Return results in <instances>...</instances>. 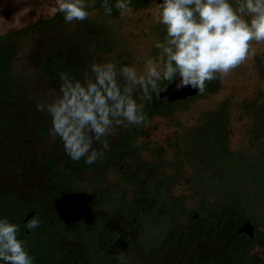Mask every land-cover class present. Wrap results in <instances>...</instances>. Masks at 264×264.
I'll list each match as a JSON object with an SVG mask.
<instances>
[{
  "label": "flooded vegetation",
  "instance_id": "obj_1",
  "mask_svg": "<svg viewBox=\"0 0 264 264\" xmlns=\"http://www.w3.org/2000/svg\"><path fill=\"white\" fill-rule=\"evenodd\" d=\"M98 1L92 7L105 14ZM154 1L162 2L132 0L131 11L147 9ZM109 2L115 5L116 0ZM120 13L116 9L111 16ZM84 29L86 36L101 42V51L107 50V26ZM164 31L157 24V40H164ZM76 64L79 76L70 79L83 82L91 66ZM12 116L6 119L13 122ZM144 125L119 127L115 135L102 138L107 149L94 142L104 155L91 165L83 158L73 161L53 135L47 146H22L18 160L0 162V218L19 225L18 238L26 241L34 264H120L118 254L125 255L127 264H264V223L255 227L251 222L252 234L239 231L249 222H240L239 212L200 210L201 203L211 206L215 201L210 194L200 193L195 206L188 207L184 196L172 191L182 165L177 163L175 173L168 174L163 164L142 156L146 151L160 156L164 150L140 140L146 135ZM40 130L44 137L50 134ZM198 169L192 176L196 184ZM33 218L40 225L29 230L25 226ZM225 230H234V236L229 239Z\"/></svg>",
  "mask_w": 264,
  "mask_h": 264
},
{
  "label": "rangeland",
  "instance_id": "obj_2",
  "mask_svg": "<svg viewBox=\"0 0 264 264\" xmlns=\"http://www.w3.org/2000/svg\"><path fill=\"white\" fill-rule=\"evenodd\" d=\"M87 2L89 17L84 21L38 26L39 21H48L55 14L57 0H0V35L6 36L2 41L13 53L10 74L17 87L13 97L3 94L6 100L0 105V131L5 133L0 142V162L18 160L22 146L43 148L52 142V135L44 137L40 130L50 131L51 116L46 109L39 111L38 106L54 102L62 83L51 81L40 70V56L48 52L53 41H59L60 52L68 61H85L90 66L93 62L113 61L118 67L135 66L142 71L146 58L159 62L160 51L154 46L158 1L144 10L120 13L118 18L99 13L92 7L94 0ZM86 26L108 27L106 51L100 50V41L85 35ZM252 47L255 55L220 78V87L215 93L187 100L171 114L153 116L144 125L146 135L140 140L148 142L152 149L161 146L164 150L160 156L152 155L151 151L142 156L163 164L168 174L175 173L177 163L182 165V174L172 191L183 195L188 207L195 206L202 192L200 184L192 181L199 166L190 164L192 149L186 148L184 137L186 132L202 124L206 111L215 110L227 100L230 105L228 147L233 152L256 154L249 139L254 119L245 112L244 106L255 99L264 101V43L253 42ZM11 114H14L13 122L6 119Z\"/></svg>",
  "mask_w": 264,
  "mask_h": 264
},
{
  "label": "clouds",
  "instance_id": "obj_3",
  "mask_svg": "<svg viewBox=\"0 0 264 264\" xmlns=\"http://www.w3.org/2000/svg\"><path fill=\"white\" fill-rule=\"evenodd\" d=\"M132 0H116L121 13L131 10ZM106 15H111L109 0H103ZM87 0H57L56 11L66 22L89 17ZM155 23L165 27L163 41L157 40L159 62L148 57L144 68L117 66L116 62H93L90 73L80 82L60 74L59 95L51 104L40 105L51 116L50 134L58 136L65 153L89 165L104 152L93 147L107 140L119 127L144 125L148 116L145 102L159 96L161 85L174 83L181 91L192 88L203 94L206 84L228 76L255 52L253 42L264 43V0H162L157 4ZM137 93L140 95L137 97ZM40 221L33 218L26 228L33 230ZM19 225L0 218V261L4 264H34L26 241L18 238ZM120 264H127L118 254Z\"/></svg>",
  "mask_w": 264,
  "mask_h": 264
},
{
  "label": "trees",
  "instance_id": "obj_4",
  "mask_svg": "<svg viewBox=\"0 0 264 264\" xmlns=\"http://www.w3.org/2000/svg\"><path fill=\"white\" fill-rule=\"evenodd\" d=\"M103 0L97 6L104 11ZM112 12L116 9L112 2ZM63 14L55 12L48 21H39L38 26L48 24H64ZM91 33L100 37L102 33L91 29ZM166 35V32L164 31ZM11 36V35H9ZM0 35V105H4L5 93H14L17 87L12 83L10 74V47L6 46ZM58 40L53 41L50 49L40 56V70L51 81L60 83L61 73H66L69 78L79 76V65L69 62L60 51ZM61 53V54H60ZM72 71V72H71ZM220 78L208 82L206 91L177 101H167L153 94L150 102H145L147 116L156 114H171L175 108L184 105L187 100L201 97L206 93L213 94L220 87ZM167 82L161 85L165 86ZM229 102L222 101L215 110L205 112V117L199 127L189 130L185 134L186 148H191L192 162L199 165L197 182L200 183L201 192L210 194L215 198L211 206L201 203L200 210L212 208L216 211L239 212L240 222H252L255 227L264 223V101L253 100L244 106L245 112L251 114L254 122L249 131L251 146L256 154L233 152L228 147ZM139 127V126H137ZM4 132L0 131V142L4 139ZM161 188V187H160ZM166 194L169 191L165 192ZM176 206H173V209ZM258 208L259 211L256 210ZM229 239L234 236V230L223 233Z\"/></svg>",
  "mask_w": 264,
  "mask_h": 264
},
{
  "label": "water",
  "instance_id": "obj_5",
  "mask_svg": "<svg viewBox=\"0 0 264 264\" xmlns=\"http://www.w3.org/2000/svg\"><path fill=\"white\" fill-rule=\"evenodd\" d=\"M196 93H197V91L190 88V87L185 88L181 91H177L175 89V86L173 83L171 85H169V84L165 85L162 88V91L160 92L158 97L164 98L167 101L173 102V101L183 100V99L189 98V97L195 95ZM239 231H243V232H246L248 234H252L253 226L250 222H246L240 227Z\"/></svg>",
  "mask_w": 264,
  "mask_h": 264
}]
</instances>
